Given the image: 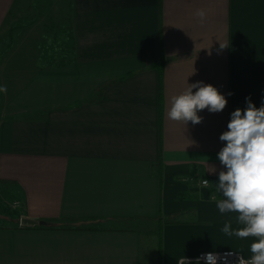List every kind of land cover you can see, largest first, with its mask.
<instances>
[{
	"label": "crops",
	"instance_id": "1",
	"mask_svg": "<svg viewBox=\"0 0 264 264\" xmlns=\"http://www.w3.org/2000/svg\"><path fill=\"white\" fill-rule=\"evenodd\" d=\"M197 81L225 109L171 121ZM0 86V264L250 258L221 231L240 225L217 154L231 113L264 102V0H0Z\"/></svg>",
	"mask_w": 264,
	"mask_h": 264
},
{
	"label": "clouds",
	"instance_id": "2",
	"mask_svg": "<svg viewBox=\"0 0 264 264\" xmlns=\"http://www.w3.org/2000/svg\"><path fill=\"white\" fill-rule=\"evenodd\" d=\"M194 15L203 23L207 13L197 9ZM226 47L220 44L221 49ZM188 85L186 90L170 98L167 115L171 121L196 125L203 120L199 112L218 113L225 109L228 100L212 84L197 81ZM0 92L6 93V86H0ZM245 99L246 108H237L231 113L227 130L219 137L226 143L217 154L223 170L218 173L216 191L223 198L216 203L221 214L235 213L240 225L233 228L230 222H225L221 231L229 237L252 238L251 255L245 259L234 251L223 256L209 252L198 257L195 264H200L201 260L205 264H218V261L229 264L228 257L237 254L236 264H264V102L256 107L250 97ZM212 169L211 172L216 171ZM177 264H191V261L182 256Z\"/></svg>",
	"mask_w": 264,
	"mask_h": 264
},
{
	"label": "built area",
	"instance_id": "3",
	"mask_svg": "<svg viewBox=\"0 0 264 264\" xmlns=\"http://www.w3.org/2000/svg\"><path fill=\"white\" fill-rule=\"evenodd\" d=\"M202 184H203L204 186L206 185L205 182H203ZM228 252H233V251H229V250H227V251H221V252H216V253H218V254H220L221 256H223L225 253H228ZM208 253H209V252H208ZM203 254H207V253H200V254H198V255H197L196 257H194V258H188V259L191 261V264H195L196 259H197L198 257H200L201 255H203ZM237 258H238V254H237V255H233V256H229V257H228L229 264H236V260H237ZM245 259H248V258H245ZM200 264H205V261L201 260V261H200ZM218 264H223V262H222V261H218Z\"/></svg>",
	"mask_w": 264,
	"mask_h": 264
},
{
	"label": "water",
	"instance_id": "4",
	"mask_svg": "<svg viewBox=\"0 0 264 264\" xmlns=\"http://www.w3.org/2000/svg\"><path fill=\"white\" fill-rule=\"evenodd\" d=\"M21 225L22 226H35L36 223L31 222V221L24 220V221L21 222Z\"/></svg>",
	"mask_w": 264,
	"mask_h": 264
}]
</instances>
